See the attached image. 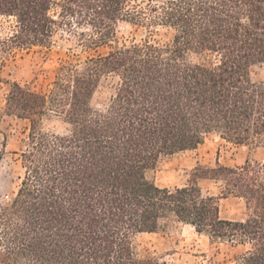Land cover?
<instances>
[{
  "label": "trees",
  "instance_id": "16d2710c",
  "mask_svg": "<svg viewBox=\"0 0 264 264\" xmlns=\"http://www.w3.org/2000/svg\"><path fill=\"white\" fill-rule=\"evenodd\" d=\"M0 0V17L15 30L0 49L48 46L63 21L97 31L108 44L119 19L173 30L168 44L146 39L113 46L57 69L48 93L19 83L10 114L30 122L21 149L24 173L15 196L0 206L2 264H169L139 257L134 237L167 223L189 225L234 252L227 264H264V164L199 166L182 187H160L148 173L160 159L194 150L217 134L264 146V0ZM193 55L199 59H194ZM117 78L105 108L92 104L104 77ZM53 113L67 132L44 131ZM198 179L220 183L245 201L247 218L224 219L219 197Z\"/></svg>",
  "mask_w": 264,
  "mask_h": 264
},
{
  "label": "rangeland",
  "instance_id": "374dc122",
  "mask_svg": "<svg viewBox=\"0 0 264 264\" xmlns=\"http://www.w3.org/2000/svg\"><path fill=\"white\" fill-rule=\"evenodd\" d=\"M131 8L146 6L157 0H130ZM63 21L57 27L48 46L16 48L10 52L0 49V206L9 203L15 196L20 176L24 173L21 149L29 141L30 122L10 114L7 105L11 85L22 86L44 93L50 92L56 79L57 69L66 63H81L88 57L106 54L113 46L129 45L146 39L159 44H168L173 39V30L163 25L151 28L119 19L115 35L105 45H93L92 38L97 31L87 23L77 20ZM14 17H0V39L12 35L15 30ZM194 59H199L193 55ZM256 82L264 81V64L251 68ZM117 78L104 77L92 99V104L105 108L114 94ZM44 131L67 132L69 125L61 116L53 113L42 121ZM218 163L241 167L247 163L264 164V146L236 144L213 134L194 150L178 152L160 159L157 166L148 173L149 178L160 187H182L194 179V170L199 167H214ZM203 194L219 197L220 215L224 219L244 220L247 207L243 199L233 195L224 196L220 183L210 179H198ZM139 257H157L169 264H227L233 251L226 243H211L189 225L179 222L167 223L156 232L138 233L134 237ZM0 264H2L0 262Z\"/></svg>",
  "mask_w": 264,
  "mask_h": 264
}]
</instances>
